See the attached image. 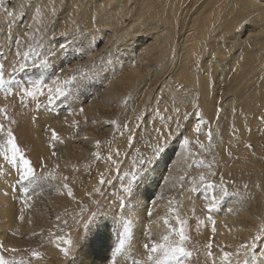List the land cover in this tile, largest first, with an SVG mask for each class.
Masks as SVG:
<instances>
[{
    "label": "rangeland",
    "instance_id": "obj_1",
    "mask_svg": "<svg viewBox=\"0 0 264 264\" xmlns=\"http://www.w3.org/2000/svg\"><path fill=\"white\" fill-rule=\"evenodd\" d=\"M97 1L114 22L123 20L122 33L110 19L98 24L99 7L81 19L78 5L86 0H0L5 264H175L164 248L176 246L190 254L182 264H262L264 30L253 29L252 18L232 24L219 7L224 0H211L223 23L209 13L186 40L189 22L182 25L172 3L149 0L144 12L153 17L146 20L138 16L143 1ZM202 1L185 16L200 12ZM128 28L138 31L125 49ZM195 40L201 47L187 51ZM56 41L69 46L61 50ZM202 49L211 53L205 67ZM113 58L127 65L124 74L115 73ZM37 83L40 90L27 96ZM116 91L121 101H110ZM246 100L259 107L245 109ZM177 123L185 129L179 136ZM9 130L34 169L26 181L19 180V155L9 163ZM165 140L167 152L154 158ZM130 183L136 190L128 198Z\"/></svg>",
    "mask_w": 264,
    "mask_h": 264
},
{
    "label": "bare ground",
    "instance_id": "obj_2",
    "mask_svg": "<svg viewBox=\"0 0 264 264\" xmlns=\"http://www.w3.org/2000/svg\"><path fill=\"white\" fill-rule=\"evenodd\" d=\"M120 1H122V0H120ZM139 1L140 2L143 1L142 2V11H140L139 15H138L139 18L143 17L146 20H149L150 18L153 17V14L151 12H144V10L147 7V4H148L149 0H139ZM165 1L168 3L169 6L172 3L175 15L183 14V16L180 17L182 25H185L186 22H189V25H188V28H187L186 32L181 34V37H183L184 34H186V37H185L186 40L189 39V37L191 36L190 33L193 30V26H195L196 30L199 29L200 27L198 25V20L203 18V17H205L207 14H209V13L214 14L215 17H216L215 21L217 22L218 25H220L221 22H222L221 16L214 13V5L211 4V0H204V3L202 4L201 11L198 12V13H195L192 17H186L185 15L191 9H194L193 7H195L198 3H200L199 2L200 0H165ZM96 2H98V1L97 0H86V2L84 3L83 6H82V3H79L78 9H79L80 18L82 19V17H84L85 20H86L87 16H92V18H93L94 16H96V12H95L94 7L95 6L99 7L100 10L104 13V15H100V16L97 17L98 24L102 25L103 22L106 21V19H110L112 21V23L117 27V28H114V29H116L117 31L122 33L121 31L125 27L124 26L125 24H122L123 20L121 19L120 21H118V23L114 22L112 16L110 15V11L106 12L105 10H103L104 8L99 6L100 2H98L97 5H95L94 3H96ZM185 2H188V5L185 6L184 5ZM233 4H235V5L233 6ZM181 7L185 8L184 11L181 10ZM219 7L222 8L224 11H226V13H230L231 14V16H232V24H238L239 22H242L246 18H252V20H253L252 23H255V26H253V29L259 28L261 30H264V28H263L264 27V0H224L223 4L219 5ZM107 8H105V9H107ZM0 9H1V7H0ZM108 16H109V18H108ZM98 24H96L95 22H91L89 20L88 29H96ZM114 25H112V26H114ZM107 26H109V25H107ZM146 29H147V27H143V31L146 30ZM136 30L138 31V28H136ZM137 31H132L131 29L128 28V33L130 34V38L128 39L129 40L128 43L125 44V47H126L125 49H129L130 48V46H131V44L133 42V37L135 36ZM125 33H127V32H125ZM116 37H117V35H116ZM124 37H125V34H124ZM120 46L122 47V44H120ZM197 46L201 47V42L195 40V42H193L192 44L187 45L185 48H186L187 51H191V50L195 49ZM121 47H119V48L122 49ZM201 54H202V57L199 59V62H200L201 67H205L209 62H211V53L202 49L201 50ZM117 56H119V51H118ZM120 58L117 59V60L115 58H113V59H115L114 60L115 61L114 62L115 65L112 66V68H113V70L114 69L116 70V71L114 70L116 74H121V73L124 74V71L127 69L126 68L127 65L125 63H120ZM262 70H264V68ZM133 72H135V73L131 74L130 76L133 77L134 80H138L139 79L138 78L139 77V71L134 70ZM136 75H138V76H136ZM118 79L121 80V77H118ZM252 85H253V83L249 84V85H246V86H248L250 88V87H252ZM114 91L115 90H113V92ZM111 97L112 98L109 99L110 101L111 100L112 101L115 100V101H118V102L121 101V99H120L121 95L120 94L118 95L117 91H116V93H114V95L112 94ZM241 106H243L245 109L250 110V111L256 110L259 107L258 104L253 103L251 100L244 101ZM118 107H120V106H118ZM260 146H263V145H258V150L261 153L264 154V147L259 149ZM247 152H249V150ZM263 192H264V190H263ZM1 210H2L3 216L8 211L7 208H1ZM199 225H201V224H199ZM10 242H11V240H10ZM50 252H54V249H52ZM89 261H90V259L87 261L86 264H89L88 263ZM42 262L41 261H36L34 264H42Z\"/></svg>",
    "mask_w": 264,
    "mask_h": 264
},
{
    "label": "snow or ice",
    "instance_id": "obj_3",
    "mask_svg": "<svg viewBox=\"0 0 264 264\" xmlns=\"http://www.w3.org/2000/svg\"><path fill=\"white\" fill-rule=\"evenodd\" d=\"M37 15H39V9H37ZM61 36H63L65 39L67 38V34L66 33H61ZM56 44L58 45V47L62 50L66 47H68L69 45L66 43H61L60 41H56ZM27 55V54H25ZM3 75V68L2 65H0V77H2ZM3 83V80L0 79V84ZM40 90V84L37 83L36 86L32 89H25V94L29 97H33L35 95L36 92H38ZM57 93L61 96H63L65 93L63 91H61L60 89L56 90ZM53 102L52 97H49V101L48 103L51 104ZM40 107V104L37 103V108ZM81 111H83V109H81ZM177 134L182 135L183 131L185 130L179 123H177ZM196 131L199 132V126H197ZM7 135L9 137V143L12 145V152L13 155L11 157V159H9V163L12 165H16L17 164V155H19V167L21 169V173L19 176V180L20 181H26L28 180L30 177L34 176V169L32 168L30 161L28 159H26L23 154L19 153V150L13 140V133L11 130H9L7 132ZM171 138V134H169V139ZM184 144H188L189 141L187 139L183 140ZM201 147H203V145H200ZM168 147H170L167 143V140H165L163 143H157L155 145V152H154V158H159L160 156H162L165 152H167ZM7 158V157H6ZM141 164H152L153 160L149 159L147 162L145 161H140ZM183 179V178H182ZM133 180H135V176H133ZM103 182V181H102ZM109 183H111V181H109ZM135 188L133 187V185L130 183L126 188H124V191L127 193L128 198H131L133 193L135 192ZM181 191H183V185L181 186ZM193 191H195V189H193ZM24 192L27 193L28 189L25 188ZM69 195H71V192H69ZM99 216V212L97 213H93L92 218L89 220L88 223L85 224V229L89 230V224L94 222V219ZM180 239H181V243H183V241L186 239V237L183 234V230H181L180 232ZM70 243V241H69ZM145 248H148V245L145 244L144 245ZM164 247V246H161ZM247 247V246H246ZM157 250V246L153 245L151 248V252H155ZM62 251L64 252V254L67 256L69 254V249L64 248L62 249ZM164 253H165V257L167 260L169 261H173L175 262V264H182V257H186L188 255H190L188 252L185 251L184 247L182 246H176V247H165L164 248ZM34 257H38L40 256L39 252H34L32 254ZM209 255H211V253H209ZM224 258L227 259L231 254L228 252H224ZM149 259H151V256H149ZM0 264H5L4 258L3 256H0ZM262 264H264V262H262Z\"/></svg>",
    "mask_w": 264,
    "mask_h": 264
}]
</instances>
